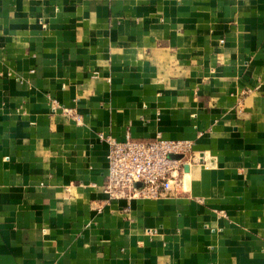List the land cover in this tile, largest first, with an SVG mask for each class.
<instances>
[{
    "label": "crops",
    "instance_id": "1",
    "mask_svg": "<svg viewBox=\"0 0 264 264\" xmlns=\"http://www.w3.org/2000/svg\"><path fill=\"white\" fill-rule=\"evenodd\" d=\"M99 133L201 162L110 199ZM0 264H264V0H0Z\"/></svg>",
    "mask_w": 264,
    "mask_h": 264
},
{
    "label": "built area",
    "instance_id": "2",
    "mask_svg": "<svg viewBox=\"0 0 264 264\" xmlns=\"http://www.w3.org/2000/svg\"><path fill=\"white\" fill-rule=\"evenodd\" d=\"M53 111L80 121L75 111L51 101ZM98 139L108 145L107 176L103 185L110 199L130 201L164 198L179 189L184 192L185 172L200 164L201 157L193 150L189 140H166L159 134L148 141L134 140L126 135L124 141H116L110 135L98 134ZM225 216L223 212H220ZM152 231H146L150 236Z\"/></svg>",
    "mask_w": 264,
    "mask_h": 264
},
{
    "label": "water",
    "instance_id": "3",
    "mask_svg": "<svg viewBox=\"0 0 264 264\" xmlns=\"http://www.w3.org/2000/svg\"><path fill=\"white\" fill-rule=\"evenodd\" d=\"M184 170H185V172H188V167L185 166V167H184Z\"/></svg>",
    "mask_w": 264,
    "mask_h": 264
}]
</instances>
